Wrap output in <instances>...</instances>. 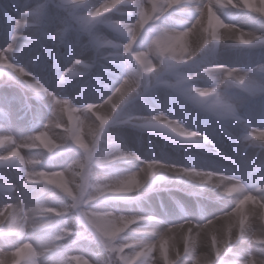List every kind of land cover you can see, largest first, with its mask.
Here are the masks:
<instances>
[{"label": "snow or ice", "instance_id": "1", "mask_svg": "<svg viewBox=\"0 0 264 264\" xmlns=\"http://www.w3.org/2000/svg\"><path fill=\"white\" fill-rule=\"evenodd\" d=\"M52 4H0L8 29L0 45V264H100L99 253L104 264H264V164L248 151L264 148V60L248 67L215 56L198 60L222 46L264 47V0H58L59 11ZM225 9L250 14L260 27L226 20ZM32 45L43 55L14 59ZM100 60L107 62L100 65L103 74L91 76ZM37 71L51 72L55 83L49 86ZM81 82L80 92L69 95L67 89ZM12 88L18 93L5 91ZM86 88L98 99H82ZM162 93L165 102L187 109L183 116L160 109ZM234 97L243 101L239 107ZM133 100L146 111L125 113L123 106ZM201 116L230 121L226 134L240 146L254 181L245 183L223 167H201L195 159H142L108 131L127 126L163 134L229 160L208 147L198 127L186 126ZM33 120L35 130L13 132L14 121ZM68 152L73 155L62 166L45 165ZM124 161L137 166L114 167ZM159 181L191 196L211 189L226 209L209 215L198 205L196 219L173 197L180 212L173 220L163 204L162 214L138 203L136 213L108 207L146 199ZM92 244L99 253H89Z\"/></svg>", "mask_w": 264, "mask_h": 264}, {"label": "rangeland", "instance_id": "2", "mask_svg": "<svg viewBox=\"0 0 264 264\" xmlns=\"http://www.w3.org/2000/svg\"><path fill=\"white\" fill-rule=\"evenodd\" d=\"M223 16L228 21L234 23H242L246 27H260L257 22L252 21L250 14L238 12L235 9H225L223 11ZM180 18L181 17L177 15V20H179ZM4 29L5 25L0 21V45H3L8 39V32H5ZM108 35L110 37L118 39V37H115L112 33H108ZM38 51L39 48L36 45H33L31 49H27L25 51L22 50L14 57V59L20 60L21 62H26L29 56L35 55V53ZM214 56L218 61L230 66L239 65L241 67H248L251 64H255L261 60H264V47L245 48L235 45L222 46L221 50L218 53H213L211 51L206 52L198 57V60L201 63H204L212 60ZM61 64L64 65L65 61L62 60ZM29 67H31V65H29ZM36 74L44 79L45 82L49 84V86H52L55 83L54 76L51 72L41 73L37 71ZM0 79H3V76H0ZM80 90L81 87L77 86L67 89V92L69 95H76V93L80 92ZM5 91H8L10 93H18V89L15 88L5 89ZM229 91L234 92L237 95H242V93H239L235 89H230ZM81 98L87 100L98 99V97L94 94H90L89 89L87 88L82 93ZM144 101L149 104L152 103V101L147 96L144 97ZM158 106L161 110L171 109L172 111L169 114L176 117L183 116L185 111H187V109L183 108L179 102H165L163 99V93L161 94V102ZM123 111L125 113H143L146 111V109L144 108L140 100H133L123 106ZM241 111L243 112L244 109L242 108ZM46 114L47 113L45 110V115ZM81 119H83V117H81ZM253 123H258V121L253 118ZM186 126L198 127L199 130L203 131L207 137L212 138L215 144L222 150L225 155L233 157L234 154L232 145L224 140V138L215 128L214 122H212L210 119L203 116L198 117L196 120H192L191 118H189ZM36 128H38V124L35 120H33L31 123L14 121L12 125V130L17 135L28 134ZM108 131L113 136L122 139L123 143L126 144L128 148L135 151L142 159L147 160L156 158L166 162H176L181 164L185 163L186 160L195 159L199 162L201 167L208 168L210 170H214L220 167H228V170L232 171L237 176H240L245 183H251L255 180L254 175L252 177L248 176V165L246 164L244 158L241 156H235L234 158L236 160V163L233 164L231 160H225L221 156H217L214 153L202 148L200 145L190 142H179L163 134L153 135L148 132L132 129L127 126L109 127ZM254 152L255 149H249V155ZM71 155H73V153L68 152L56 157H50L49 160H46L45 165L53 167L62 166L64 161L71 157ZM136 166V161H124L119 162L114 167L120 171H124L134 170ZM9 174L14 176L16 174V170L14 168H10ZM158 183L160 185L159 190L149 193L146 199L143 196H140L138 199H133L131 205L126 202L117 201L114 204L110 203L108 207L111 208L113 206H116L124 209L126 212L131 211L132 213H136L138 212V208L136 207L138 203L142 207L151 208L157 214H159V211H161V204L164 205V211L168 207H173L174 197L176 200H179L184 205L185 210L189 212L193 216V218L196 219H199V214L201 211V208L198 207V205L203 206V211L208 213L209 215H218L221 211L226 209L224 198L216 199L207 197L205 203H202L200 199L202 198V196H191L185 191L178 190L172 184H167L165 181H159ZM131 197H137V193H132ZM49 199L55 201L56 197L54 195H50ZM168 216L173 220L179 219V209L174 206L172 212L168 213ZM80 245L83 246L85 244L82 243ZM92 246L94 247L96 245L94 244ZM89 247L90 246H88L89 253H95L94 250H91Z\"/></svg>", "mask_w": 264, "mask_h": 264}, {"label": "clouds", "instance_id": "3", "mask_svg": "<svg viewBox=\"0 0 264 264\" xmlns=\"http://www.w3.org/2000/svg\"><path fill=\"white\" fill-rule=\"evenodd\" d=\"M58 3V0H53V4L51 5V7L54 9V11H59V9H56L55 8V4ZM110 49H105V50H102V51H109ZM40 54L43 55V50L40 49L39 50ZM107 62L104 61V60H100L97 64H95L91 70V73L90 75L91 76H94V75H97L98 73L99 74H103V68L100 67V65L102 64H106ZM243 95V94H242ZM241 95V96H242ZM233 102L237 104V106L239 107L243 101L237 97H234L233 98ZM208 119H210L212 122H214L215 124V128L217 129V131L219 132V134L224 138L225 141H227L229 144L232 145V149H233V157H230L229 160H231V162L233 164L236 163V160H235V156H241L240 155V146L235 144L229 137L228 135L226 134V130L230 127V121L228 120H225L223 118H218V117H208ZM209 141L211 142V144L208 146H215V148L219 151V153H221L223 156H227L225 155L222 150L215 144V142L212 140L211 137H208ZM204 149H206L205 147H202ZM249 151V150H248ZM254 153H258V157H257V160H256V163L258 164H264V148H257L255 149V152ZM229 157V156H227ZM160 175L162 176H168L169 173L164 171V170H161L160 172ZM97 260L100 262V264H104V261L106 260V257L105 255L102 253L100 255L97 256Z\"/></svg>", "mask_w": 264, "mask_h": 264}, {"label": "trees", "instance_id": "4", "mask_svg": "<svg viewBox=\"0 0 264 264\" xmlns=\"http://www.w3.org/2000/svg\"><path fill=\"white\" fill-rule=\"evenodd\" d=\"M0 4H7V0H0ZM1 22H2V21H1ZM2 23H3V22H2ZM4 30H5V32H8L6 26H5V29H4ZM32 46H33V45H32ZM32 46H31V47H32ZM25 50H27V49H23V51H25ZM81 84H82V82H81V83H76V84H75L74 86H72V87H77V86H78V87H81ZM72 87H70V88H72ZM49 159H50V158H47L46 160H49ZM67 223H69V225H72L73 222H72L71 220H68ZM79 243H80V244L83 243V244H85V245L87 244L86 241H80ZM92 245H94V244H92ZM92 245H87V247L90 246L89 248H90L91 250H94L95 253H99V249L97 248V246H94V247H93ZM100 254H102V253H99V255H100Z\"/></svg>", "mask_w": 264, "mask_h": 264}, {"label": "bare ground", "instance_id": "5", "mask_svg": "<svg viewBox=\"0 0 264 264\" xmlns=\"http://www.w3.org/2000/svg\"><path fill=\"white\" fill-rule=\"evenodd\" d=\"M226 169H228V167H226ZM207 197L208 198H216L217 199L216 193L213 190H211V189H206L205 190L204 194L202 195V198H200L201 199V202L202 203H205ZM174 206H175V204H173V207ZM173 207H168L165 211L167 213H170V212H172ZM159 214H162L161 211H159Z\"/></svg>", "mask_w": 264, "mask_h": 264}]
</instances>
